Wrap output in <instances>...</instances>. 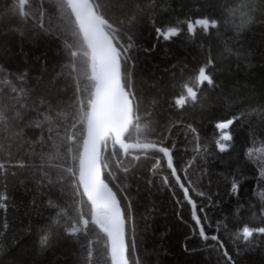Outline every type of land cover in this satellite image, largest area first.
<instances>
[{
  "label": "snow or ice",
  "instance_id": "6c2138e0",
  "mask_svg": "<svg viewBox=\"0 0 264 264\" xmlns=\"http://www.w3.org/2000/svg\"><path fill=\"white\" fill-rule=\"evenodd\" d=\"M161 7L158 0H5L0 11V19L7 21L0 29V58L26 56L25 42L37 47L44 39L55 44L56 59L49 68L47 52L35 56L39 71L31 79L27 71L13 72L0 62V179L6 182L18 169L35 177L26 188L30 194L26 214L37 217L26 229L28 240L23 245L17 236L8 237L7 223L0 227V264H29L30 251L43 253L61 241L70 252L80 246L81 254L71 264H94L96 245L101 243L104 264H159L162 249L141 251L136 243L141 225L127 190L129 174L140 181L133 169L149 151L160 155L154 157L148 170L152 175L144 183L149 191L162 187L174 202V216L182 229L177 243L189 264H248L246 253L264 245V189L258 203L242 201L247 177L234 171L225 177L223 191L209 195L200 190L202 181L208 178L211 184V179L206 168H193L207 152L197 128L185 125L195 155L177 167L176 144H167V131H158L154 118L161 101L181 113L187 108L204 110L206 93L220 89L224 114L210 117L219 134L216 147L224 152L227 145L220 141H232L230 129L247 123L252 147L243 150V157L256 165L259 180L264 181V0H209L195 5L182 20L158 23ZM142 21L150 25L155 41L142 49L144 53L154 52L161 41L172 43L183 36L186 44L196 46L192 61L177 57L163 69L167 78L149 83L138 74L130 53L136 46L133 32ZM221 25L229 26L232 35L223 37ZM253 26H259L262 36L255 49L240 43ZM213 35L224 40L216 51ZM8 37H15V51ZM172 55L165 48V58ZM257 58L259 91L247 84L225 91L218 77L240 71L254 75L249 69ZM150 91L154 95L148 99ZM117 146L131 157L127 164ZM112 161L124 173L123 183L113 174ZM165 162L167 174L158 171ZM193 196L202 206L197 208ZM6 200L0 195V209L5 212ZM226 203L234 207L213 222L207 209ZM184 204L191 208L192 223L180 211ZM142 219L147 221L148 216ZM167 234L161 233L160 239Z\"/></svg>",
  "mask_w": 264,
  "mask_h": 264
},
{
  "label": "trees",
  "instance_id": "16d2710c",
  "mask_svg": "<svg viewBox=\"0 0 264 264\" xmlns=\"http://www.w3.org/2000/svg\"><path fill=\"white\" fill-rule=\"evenodd\" d=\"M5 0H0V11L3 10L2 5ZM38 2V0H37ZM222 3H227L228 0H221ZM158 3L162 4L157 16V22L162 19H172L175 21L176 17L181 20L186 14L193 12L194 6L197 4H207L209 0H158ZM203 10V9H202ZM7 21L0 19V29L3 28ZM221 34L223 37L232 35L231 28L229 26L221 25ZM13 41V51L16 50L17 42L15 37H8ZM262 39L261 30L259 26H253L250 31H246L242 34L240 43L245 47H251L255 49L259 46ZM133 40L135 47L130 50L131 55L137 63L138 74H143L148 82L151 83L154 79L164 76L168 77V74L163 69L174 62L177 57L187 56L188 61L191 62L193 56H195L197 49L193 44H186L184 37L174 40L172 43H165L161 41L156 50L151 54L143 52L144 47L150 46L154 43V33L150 25L146 21H142L136 30L133 32ZM200 41V30L197 29V42ZM214 51L223 47L224 40L217 38L215 35L211 38ZM165 48H167L172 55L169 58H165ZM24 53L26 56H14L9 60H3L0 58V62L5 63L13 72L27 71L29 78L38 74L39 66L38 62L34 60V57L40 55L42 52H47L48 65L51 68L55 57V44L53 42H46L44 39L38 41V46L33 47L27 42L23 44ZM43 59V57H42ZM254 67L249 69V72L254 75H249L244 71L234 72L229 76L227 72L222 73L218 79L221 80L222 86L225 91H229L233 87H240L245 84L248 86H255L259 91V73L261 71L258 58L253 60ZM178 71V70H177ZM154 95V92L146 93V97L150 99ZM207 99L203 101L204 110L199 107L187 108L183 113L169 109L164 101H161L155 106L154 118L159 122L158 131H167L169 140L167 144L171 146L174 141L176 148L173 153V163L177 167L191 159L195 153L193 152L194 142L190 133H186L185 125L192 123L200 133L201 145L206 146L207 152L204 153V159L197 158L195 165L193 166L196 171L200 168H206L208 171V177L205 178L200 184V190L205 191L207 194L212 195L217 190L223 191L225 186V177L229 176L234 171H239L247 177L244 190L242 192V201L249 199L259 202V193L264 189V181L259 180L258 172L256 171V165L249 163L243 157V150L246 147H252L250 139V128L247 123L243 125L233 126L230 131L233 135L232 141H223L227 145L224 152H221L216 147V140L219 138V134L214 129L215 121L210 117L213 115L224 114L225 97L221 93L220 89L210 91L206 93ZM179 121V123H178ZM170 128V131H169ZM187 135V139L185 138ZM264 135V134H261ZM256 147H260L257 143ZM113 149L109 147L108 156H110ZM117 153L120 155L124 164L131 159L130 156H125L118 148ZM159 156L158 153H148V157L141 156V159L136 162V167L133 172L141 177L140 181H136L131 174H129L127 183L129 185L128 192L132 198L134 215L137 218V222L141 225V229L136 237V243L138 247L143 251L144 248H157L162 249L159 256V264H189V258L183 255L177 243L181 228L177 226V220L174 216L176 211L174 202L171 200L169 194L161 187L159 191L156 188L149 191L144 183V179L152 174L148 171L151 165L154 163V157ZM113 174L118 178V182H124V173L122 170L115 167V161L111 163ZM107 171V170H106ZM105 171V175H106ZM163 174L168 173L166 162L158 169ZM189 175H193V169H189ZM159 179V177H156ZM171 179V177H169ZM35 177L30 176L28 170H16V175H9L7 181L0 179V195L7 197L4 203L7 204V211L0 209V227L5 223L8 225L7 234L11 238L13 235L21 239V244L28 240L26 235V229L30 224H34L37 217L34 213L27 211L28 200L30 194H26V188L30 187ZM21 181H24L21 184ZM114 187V185H113ZM139 187V190H137ZM173 187L175 182L173 181ZM177 195L182 198V193L177 189ZM193 199L197 203V208L201 205L199 197L193 196ZM216 200L218 197L213 196ZM203 204H207V201H203ZM124 204L122 202V208ZM232 203L221 204L220 207L208 208V214L213 219V222L217 218H221L222 215H227L228 210L233 208ZM148 208H153L154 211L147 212ZM224 210L223 212L221 210ZM184 219L188 223L191 221V208L184 204L180 209ZM46 214V213H45ZM199 214V213H198ZM147 215V221L142 219ZM247 220V215L244 216ZM259 223V221H256ZM148 227L145 228L144 225ZM163 232H167L165 239L161 240L160 235ZM89 238L95 240V236L91 235ZM131 244V233L129 232L128 241ZM102 243L96 245V251L94 256V264H104L103 256L101 254ZM20 253V249H17V254ZM81 249L79 245L75 246L73 252L67 250L63 246L61 241L59 245L52 249L39 253L32 250L27 255L29 264H71L79 258ZM244 260L248 264H264V245L249 251L244 256Z\"/></svg>",
  "mask_w": 264,
  "mask_h": 264
},
{
  "label": "water",
  "instance_id": "95a60500",
  "mask_svg": "<svg viewBox=\"0 0 264 264\" xmlns=\"http://www.w3.org/2000/svg\"><path fill=\"white\" fill-rule=\"evenodd\" d=\"M117 148L119 149V146H117ZM120 150V149H119ZM121 152H122V150H120ZM123 153V152H122ZM149 153H154V152H151V151H149ZM173 153H174V151H173ZM159 154V153H158ZM160 155V154H159ZM167 166V165H166Z\"/></svg>",
  "mask_w": 264,
  "mask_h": 264
}]
</instances>
